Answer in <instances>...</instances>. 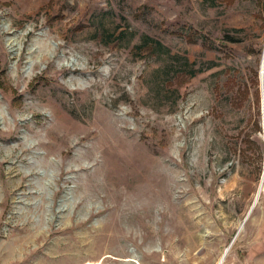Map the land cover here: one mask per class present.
I'll return each instance as SVG.
<instances>
[{
    "label": "rangeland",
    "instance_id": "obj_1",
    "mask_svg": "<svg viewBox=\"0 0 264 264\" xmlns=\"http://www.w3.org/2000/svg\"><path fill=\"white\" fill-rule=\"evenodd\" d=\"M263 55L264 0H0V264H264Z\"/></svg>",
    "mask_w": 264,
    "mask_h": 264
},
{
    "label": "trees",
    "instance_id": "obj_2",
    "mask_svg": "<svg viewBox=\"0 0 264 264\" xmlns=\"http://www.w3.org/2000/svg\"><path fill=\"white\" fill-rule=\"evenodd\" d=\"M142 42H143V47L150 48L153 53H156L160 56L170 54V50L166 46H164L160 41H157L147 35L143 37ZM187 63H189L188 60L185 62V64ZM182 71H184L185 73H189V75L192 77H195L199 73H202L203 69L195 70L194 68H191L190 71H188L187 69H184Z\"/></svg>",
    "mask_w": 264,
    "mask_h": 264
},
{
    "label": "bare ground",
    "instance_id": "obj_3",
    "mask_svg": "<svg viewBox=\"0 0 264 264\" xmlns=\"http://www.w3.org/2000/svg\"><path fill=\"white\" fill-rule=\"evenodd\" d=\"M261 79H262V84H264L263 82H264V56H263V58H262V62H261ZM124 155V154H123ZM125 156V155H124ZM132 156V155H131ZM126 157V156H125ZM130 157V156H129ZM118 158H119V156H118ZM118 158H117V160H118ZM127 158V157H126ZM116 159V158H115ZM115 159H114V162H116L115 161ZM132 159V158H131ZM123 160V159H122ZM129 161V160H128ZM115 165V164H114ZM117 166H120L119 164L117 165ZM114 167V166H113ZM121 167V166H120ZM112 168V167H111ZM120 169V168H119ZM263 181H262V184H261V187H260V192H262L263 190H264V179H262ZM259 193H257V195H256V199H258L259 198V195H258ZM223 261H224V259H223V257H222V259L219 261V263L218 264H222L223 263Z\"/></svg>",
    "mask_w": 264,
    "mask_h": 264
},
{
    "label": "water",
    "instance_id": "obj_4",
    "mask_svg": "<svg viewBox=\"0 0 264 264\" xmlns=\"http://www.w3.org/2000/svg\"><path fill=\"white\" fill-rule=\"evenodd\" d=\"M263 56H264V55H263ZM263 83H264V82H263ZM262 93H263V99H262V102H263V120H264V84H262ZM263 124H264V123H263ZM260 193H261V192H260V190H259V194H258L259 196H260ZM242 228H243V226H242ZM242 228H241V229H242ZM241 229H240V230H241ZM234 240H235V239H234ZM226 254H227V251H226V253H225L224 256H223V259L225 258Z\"/></svg>",
    "mask_w": 264,
    "mask_h": 264
}]
</instances>
